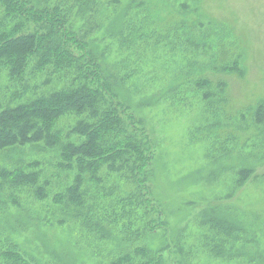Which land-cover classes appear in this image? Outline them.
I'll use <instances>...</instances> for the list:
<instances>
[{"label":"rangeland","instance_id":"374dc122","mask_svg":"<svg viewBox=\"0 0 264 264\" xmlns=\"http://www.w3.org/2000/svg\"><path fill=\"white\" fill-rule=\"evenodd\" d=\"M45 2L71 8L72 30L86 37L104 74L120 88L117 102L150 137L153 157L144 183L164 229L148 232L134 177L120 165L99 171L88 213L72 218L56 196L72 185L73 172L60 169L61 150L38 144L0 153V171L33 170L46 184L42 200L20 188L18 205L9 201L0 211V242L15 241L33 264H113L127 255L139 261L137 248L155 260L163 251L164 264H172L169 257L176 264H264V118L256 117L257 107L264 108V0ZM29 28L35 26L24 32ZM222 37L223 48H216ZM215 57L219 64L236 59L235 72L216 71ZM4 74L0 107L16 90ZM69 77L45 88L38 74L29 87L48 93ZM204 78L211 85L199 87ZM78 119L67 115L57 122L65 143L82 142L67 136ZM1 192L3 198L11 194L8 185ZM205 219L231 226L234 237L223 242V251L219 242L214 253L202 245L210 232Z\"/></svg>","mask_w":264,"mask_h":264},{"label":"trees","instance_id":"16d2710c","mask_svg":"<svg viewBox=\"0 0 264 264\" xmlns=\"http://www.w3.org/2000/svg\"><path fill=\"white\" fill-rule=\"evenodd\" d=\"M86 1L89 3L92 0ZM121 1L112 0L114 5ZM47 3L45 0H0L4 10V16L0 18V72L4 71L8 83L16 88L10 96H3L2 100L8 97L9 101L0 107V153L25 146L36 147L38 144L61 150L59 167L73 172V180L65 194H58L56 200L69 210V215L74 219H81L82 215L88 213L90 208L86 203L96 197L89 195L90 189L101 169L106 167L112 172L116 170V165L129 168L135 188L141 195L137 201L144 208L142 216L148 219V232L151 229H164L162 214L148 196L144 183L149 174L146 167L153 157L150 137L128 108L117 102L120 88L104 74L97 55L85 42L86 37L83 35L80 38L72 30L71 8L59 2L48 6ZM28 26L35 28L24 32ZM224 39L217 40L216 48H223L221 41ZM216 59L213 60L214 68L219 67L216 71L223 72V75L235 72L236 59L223 64L217 63ZM26 73L29 76L25 81ZM68 73L70 80L59 89L39 94L32 90L38 74L44 75L42 86L46 88L49 84L64 83L63 75ZM202 81L209 83L207 78L201 79L199 87H202ZM31 83L33 88L29 87ZM225 85L224 82L221 85L218 83L219 87ZM256 114L259 121L264 118L263 106L257 107ZM67 115L79 118L68 126L67 136H78L83 139L82 142L71 143L69 138L67 143L61 140L56 124ZM143 165L145 173L141 174L139 169ZM39 174L33 170H1L0 211L8 206L9 201L14 206L18 205V197L14 194L20 188L32 190L33 195L42 200L46 196V184H39ZM6 185L11 194L3 198L5 194L1 191ZM209 216L212 215L209 213ZM119 219L126 221L123 214ZM84 221L89 228L88 220ZM203 223L209 225L210 232L203 237L202 245H210L214 253L216 246L212 245L219 242L220 248L217 250L223 251V242L234 237L231 226L215 219H205ZM230 247L227 251H231ZM165 248L169 250V246ZM162 252L155 260V256L148 257L144 248H137L135 254L142 256L139 261L127 255L113 264H164ZM219 255L217 253L216 257ZM234 259H238L237 253ZM174 261L169 257V262L176 264ZM34 262L35 258L21 250L15 241L8 244L0 242V264Z\"/></svg>","mask_w":264,"mask_h":264}]
</instances>
